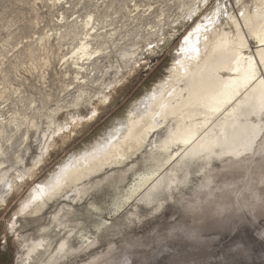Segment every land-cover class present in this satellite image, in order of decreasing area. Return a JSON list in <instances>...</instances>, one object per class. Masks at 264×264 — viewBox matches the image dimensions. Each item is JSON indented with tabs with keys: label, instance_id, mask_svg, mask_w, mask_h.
<instances>
[{
	"label": "bare ground",
	"instance_id": "6f19581e",
	"mask_svg": "<svg viewBox=\"0 0 264 264\" xmlns=\"http://www.w3.org/2000/svg\"><path fill=\"white\" fill-rule=\"evenodd\" d=\"M158 1L51 0L46 6L49 8L48 15H53V11L56 10L55 15L58 17L56 18L58 29L54 35L55 44L50 42L48 35H41L35 43L32 41L25 43L19 53L33 65V68L50 64L44 56L40 57L41 53L46 52L50 55L55 53L62 75L71 80L75 77L79 80L84 78L82 82H96L100 89L97 92L100 95L98 99L105 100L106 91L120 82L131 68V56L135 52L127 51L123 44L134 36L138 37L143 30L150 31L156 22L154 19L158 21L161 15L164 16L165 6L163 7L162 4L153 6V3ZM235 1L239 4L238 7H241L237 9L239 13L232 9L233 7L226 8L224 4L219 3V15L214 14L217 9L212 10L211 15L198 24L201 25L199 31L195 28L190 32L192 35L187 42L184 39L179 51L174 53L169 76L165 82L148 90L139 100L138 105L133 106L132 110H129L130 107L125 116L113 120L111 128L103 130L92 143L85 146L84 150L65 157L32 188L28 198L36 201L33 212H39L42 206L47 205L48 200L65 192L67 188H71V192L74 190L75 194L79 195L77 201H82L81 196L89 192V186L84 183L87 178L104 166L114 164L119 167L123 163L124 166L125 162L143 147L147 154L145 162L150 164L146 169L135 174L136 178L131 184L129 183L126 190L123 189V192L119 191V193L115 191L116 194L111 197L114 211L133 201H136V204H153L160 207L166 198L172 197L175 190L183 186V183L186 184L188 177L191 178L190 167L195 166L197 173L201 171L205 173V169L208 168L206 179L211 177L213 179L214 175H218V171H214L216 161L223 162L226 159L233 161V158L244 161L254 158L256 152H261L264 148V77L256 73L255 78L247 82L245 77L249 74L246 72L250 59L257 62L264 59V0L253 1L251 4L246 1ZM256 2L261 4L258 5ZM191 4L193 5L184 10L189 18L200 11L205 2L195 0ZM68 11L77 15L73 14L75 17L69 19L66 15ZM145 26L150 29H145ZM130 35L133 37L126 38ZM147 35L148 33L139 38L148 39ZM117 36L118 42L115 40ZM109 42L120 44L115 47L122 51L120 56L123 63H118L115 67L103 63L105 60L103 56L109 51L105 45ZM150 43L151 41H148V44ZM134 44L138 43L135 41ZM260 69L264 70V64L260 65ZM6 71L5 67L0 68L2 81L9 76V71ZM0 83L2 84L0 87V205H5L9 195H13L12 192L17 187L16 183L31 178L35 168L43 162L48 144L46 141L44 144L41 143V133L44 134V138L49 132L51 138L64 128H68L69 123L91 117L95 113V107L92 106L93 99L89 95L73 98L71 95L73 93L67 91V96L71 97V100L67 105L65 104L66 106L63 105L66 108L64 111L62 104H57L55 107L53 104L50 113L43 112L41 107H34L43 114L31 116L13 108L14 106L11 108L9 101L3 104L10 97L6 95L4 84ZM37 133L39 135H36ZM155 133L156 137L152 139ZM247 154L248 157H245ZM105 175L104 173L103 176ZM215 186L209 181L205 186L198 188L203 192L214 190ZM228 188L216 191L218 200L223 197V192L230 194L234 189L238 199L241 197L240 199L247 200L246 190L242 192L238 186L234 189ZM104 191L106 192L105 189ZM72 193L67 197L74 201L76 195ZM108 193L112 194V192ZM247 204L236 209L237 217L226 225H224L225 221L222 222V217L212 218L218 220V230L222 235H226L228 233L226 230L230 228L235 229L234 237L249 244L251 241L249 230L251 228L255 230L264 217L263 206L250 211ZM12 225L9 223V227ZM75 225L73 229L67 226L68 236L64 234L54 247H52L51 235L36 238L32 235V238L22 236L19 240L21 251L19 264H57L64 258L68 260V256L75 250L70 244ZM220 238L225 242V236ZM85 248L87 245L81 243L78 249ZM252 252L256 253L252 259L262 263V260L258 259L257 248H253ZM244 256L249 257V253H245Z\"/></svg>",
	"mask_w": 264,
	"mask_h": 264
},
{
	"label": "rangeland",
	"instance_id": "374dc122",
	"mask_svg": "<svg viewBox=\"0 0 264 264\" xmlns=\"http://www.w3.org/2000/svg\"><path fill=\"white\" fill-rule=\"evenodd\" d=\"M187 1L159 0L153 3V6L159 4L165 6L164 16L161 15L158 21L154 19L156 22L152 25V29L148 26L144 27L150 31L144 32L143 30L138 37L134 36L123 44L127 51L135 52L131 56V68L120 82L106 91V99L100 101L98 99L100 95L97 94L100 89L97 83L82 82L85 80L84 78L80 80L75 77L72 80L67 79L58 68V58L54 55L55 53L52 55L46 52L41 53L40 57L44 56L50 64H48L49 66L38 65L34 68L19 53L25 43L31 41L35 43L41 35H48L50 42L55 44L54 35L58 29L56 20L58 17L55 15L56 10L53 11V15H48L49 8L46 6L50 4L51 0H0V68L5 67L6 72L9 71L7 79L3 81L0 79V82L5 86L7 97H10L3 104H7L9 101L8 104L12 105L11 108L14 106L13 108L21 112L24 111L23 113H29L31 116H37L43 112L50 113V109L57 104H62V111H64L66 109L64 106L71 100V97L67 96V91H71L73 98L89 95L93 99L92 106L95 107V113L91 117L77 120L72 124L69 123L68 128H64L51 138L48 135L49 132L44 138V134L41 133V143L44 144L46 141L48 144V151L43 162L35 168L36 172H33L31 178L17 182V187L12 192L13 195H9L5 205H0V247H6L10 253L8 264H19L21 253L19 240L22 236L23 238H32V236L36 238L51 235V239L53 238L52 247H54L64 234L68 236L67 229H73L76 223L77 225L71 233L73 236L70 237V244L75 249L74 253L72 252L73 254L68 256V260L64 258L57 264H264V219L255 230L253 228L249 230L251 241L246 244L241 239L234 237L235 229L230 228L226 230L228 232L226 235H222L218 230V220L215 221L212 218L220 216L226 225L237 217L236 209L244 207L246 203H248L250 211L263 206L264 217V148L261 152H256L255 157L249 158V160L242 161V159L235 158V160L233 158V161L231 159H226L223 162L216 161L217 169L215 168L214 171H218V175H214L213 179L212 177L206 179L208 168L205 169V173L203 171L197 173L195 166L190 167L191 178L188 177L185 181L186 184L183 183V186L175 190L172 197L166 198L160 207L153 204H136V201H133L120 207L118 211L112 209L114 205L111 204V197L119 191L123 192V189L126 190L136 178L135 174L149 166L150 163L145 162L147 154L144 147L127 160L129 163L125 162L126 166H123L124 163L119 165L120 168L114 164L104 166L97 171L98 173L87 178L84 183L87 187L89 186V192L83 196H81L83 193L80 195L82 201H77L79 195L77 196L74 190L72 191L76 195L74 201L68 198L67 195L72 192L71 188H67L65 192L57 194L50 201L48 200L47 205L42 206L39 211L42 213H39L33 212L36 201L28 198L32 188L65 157L84 150L85 146L92 143L103 130L111 128L114 119L125 116L130 107L129 110H132L133 106L138 105L139 100L148 90L159 86L163 81L165 82L169 76L170 65L173 63V55L179 51L184 38L194 31L199 23L204 22L211 15L212 10L216 9V0H208L202 9L195 13L196 15L189 18L185 15L187 13L184 10L193 5L191 3L195 0H189L191 3ZM240 1L251 4L257 0ZM219 3L224 4L226 8L233 7L232 9L238 13L237 9L241 8L238 7L239 4H236L235 0H219ZM256 4L260 5L261 3L256 2ZM69 12L71 11L66 14L69 19L77 15ZM147 33L148 39L139 38ZM131 36L133 37L130 35L126 38ZM138 38L139 40H137ZM115 40L118 42L119 37L117 36ZM135 41L138 44H134ZM148 41L151 43L148 44ZM118 45L120 44L111 42L105 45L109 51L107 53L104 51L106 56L104 55L102 58L105 59L103 63L107 66L115 67L118 63H123L120 56L122 51L115 47ZM90 76L89 78H91ZM0 87H2L1 83ZM34 107H41L43 112H38V108ZM43 124L42 127L45 126ZM155 137L156 133L152 135V139ZM39 146L41 147V144ZM245 157H248V154ZM104 173L105 176H103ZM131 173L133 174L131 175ZM209 181H211V185H216L214 190L200 192L198 187L205 186ZM237 186L242 192L246 190L247 200L240 199L241 197L238 199L234 189ZM226 187L234 189L231 191L232 194L223 192V197L218 200L216 191L226 189ZM228 191L230 192V190ZM108 192H112V194ZM62 196L65 199H62ZM55 198L57 199L55 200ZM96 202L99 203L96 204ZM224 216L225 218H223ZM9 223L13 224L12 227H9ZM221 236H225V242H222ZM81 243L87 245V248L79 250ZM253 248H257L258 259H261L262 263L252 259L256 254L252 252ZM245 253H249V257L244 256Z\"/></svg>",
	"mask_w": 264,
	"mask_h": 264
},
{
	"label": "snow or ice",
	"instance_id": "6c2138e0",
	"mask_svg": "<svg viewBox=\"0 0 264 264\" xmlns=\"http://www.w3.org/2000/svg\"><path fill=\"white\" fill-rule=\"evenodd\" d=\"M204 2L207 4L208 0H204ZM211 7V5H209ZM216 9L217 11L214 13L216 15H219V0H216ZM201 27V25H197L196 26V31H199V28ZM192 35V33H189L188 37H185V42H187L188 38ZM264 64V59H262L261 61L257 62L254 60H249V67L246 73V77H245V82H247V80H251L255 78V74L256 73H260L261 77H264V70L260 69V65Z\"/></svg>",
	"mask_w": 264,
	"mask_h": 264
},
{
	"label": "flooded vegetation",
	"instance_id": "af4514ba",
	"mask_svg": "<svg viewBox=\"0 0 264 264\" xmlns=\"http://www.w3.org/2000/svg\"><path fill=\"white\" fill-rule=\"evenodd\" d=\"M10 262V253L5 248L0 247V264H8Z\"/></svg>",
	"mask_w": 264,
	"mask_h": 264
}]
</instances>
